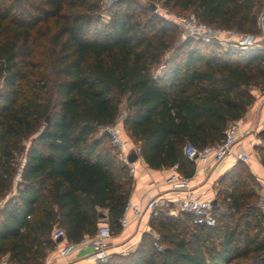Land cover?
<instances>
[{"label":"trees","instance_id":"trees-1","mask_svg":"<svg viewBox=\"0 0 264 264\" xmlns=\"http://www.w3.org/2000/svg\"><path fill=\"white\" fill-rule=\"evenodd\" d=\"M146 1L113 0L104 19L100 0H0V199L24 157L0 206V258L11 264H43L55 227L79 243L103 213L111 234L119 230L132 177L100 128L115 123L123 99L122 126L142 161L190 177L184 144L220 142L253 102L250 89L264 91L263 49L191 37L172 46L176 25L148 6L255 33L264 0ZM256 151L264 168V146ZM244 164L217 180L214 225L156 208L155 235L95 264H264V211Z\"/></svg>","mask_w":264,"mask_h":264},{"label":"built area","instance_id":"built-area-1","mask_svg":"<svg viewBox=\"0 0 264 264\" xmlns=\"http://www.w3.org/2000/svg\"><path fill=\"white\" fill-rule=\"evenodd\" d=\"M170 22L182 30L183 37H191L204 41H215L223 47H236L239 49L261 48L264 50V22L261 15L257 20L258 32L242 33L236 30L225 29L212 26L191 15H171L168 17ZM118 118V117H117ZM110 139L111 143L119 150L121 160L127 165L129 172H133L131 163L127 161V155L122 156V150L127 147L126 142L120 135V127L117 123L104 125L100 128ZM238 138V126L236 122L230 123L225 131L222 140L214 145L198 148L193 144L186 143L183 146L184 155L194 162L223 164L227 161L245 164L249 163L250 156L244 150H237L235 145ZM24 165V157L19 160L18 170L13 178V183L20 181V172ZM189 177L180 175L177 170H173L167 179L169 189L177 193L174 198L153 196L148 198L145 203L133 202L127 199L124 203L123 211L119 217V226L127 227L129 215L140 220L144 215H149L155 211L158 206H164L170 215H176L178 212H186L192 216L193 225L211 226L215 224L214 197L195 196L189 186ZM258 204L264 211V175L258 178ZM102 220V219H101ZM64 231L59 227L52 230L51 238L56 241L58 237H63ZM111 236V231L107 222L100 221L96 233L91 237L82 239L79 243H67L59 251L64 256L73 251L82 243H91L100 251L106 250L107 239ZM160 248L159 245H156ZM104 259V258H103ZM0 264H11L6 260H0Z\"/></svg>","mask_w":264,"mask_h":264},{"label":"crops","instance_id":"crops-1","mask_svg":"<svg viewBox=\"0 0 264 264\" xmlns=\"http://www.w3.org/2000/svg\"><path fill=\"white\" fill-rule=\"evenodd\" d=\"M254 100L247 107L245 114L236 122L238 126V138L235 148L237 150H244L250 156V161L246 165L248 166L250 173L254 176L258 183V178L264 175V168L262 167L256 146L259 144V140L262 139L258 136V132L264 127V91L257 87L250 89ZM125 112L124 99L120 106L119 127L123 129L122 119ZM124 130V129H123ZM121 132V131H120ZM122 139L126 142L127 147L122 150V156L130 153H136L137 158L131 163L133 172H129L132 177V187L128 199L133 202L145 203L148 198L153 196L174 198L175 195L181 192H172L169 189L167 179L171 172L176 167H162L159 169H152L148 167L140 156L139 143L131 139L125 132ZM133 145V148H128V145ZM234 162L227 161L223 164H211L195 162V171L190 176L189 186L192 193L195 196H210L214 197V190L217 184V179L224 173ZM15 192V184L13 183L12 190L9 195ZM7 198V197H6ZM0 201V206L3 201ZM158 208L165 209L164 206H158ZM106 222V217L101 220ZM149 215H144L140 220L135 219L132 215H129V223L125 228H119L115 233L107 239V245L105 251H100L94 247L91 243H82L76 247L73 251L62 256L59 254L60 249L67 244L65 237H61L60 241H56L53 249L47 252L43 264H95L99 261H105L113 254H127L134 251L140 242L141 234L144 232H151L149 224ZM89 237V236H88ZM86 238V237H84ZM104 258V259H103ZM0 260H7V255H4ZM9 262V261H8Z\"/></svg>","mask_w":264,"mask_h":264},{"label":"rangeland","instance_id":"rangeland-1","mask_svg":"<svg viewBox=\"0 0 264 264\" xmlns=\"http://www.w3.org/2000/svg\"><path fill=\"white\" fill-rule=\"evenodd\" d=\"M112 1L113 0H100V5H101V11H102V16L104 17V19H107V17H108V11H107V9H108V7H109V5L112 3ZM136 1H138L140 4H142V5H145V3L147 4V1L146 0H136ZM155 4V9L153 10V12L154 13H156L157 15H159L160 17H163V18H166V19H168V17H170L171 15H176V14H180V15H190V12H183V13H180V12H177V11H175L174 9H172L170 6H165V5H163V3L161 2V1H158V2H155L154 3ZM177 27V36H176V38H175V40H174V42H173V45L172 46H175V45H177L179 42H181L183 39H185L184 37H183V34H182V30L178 27V26H176ZM194 40H197V39H195L194 38ZM202 41H204V40H202ZM204 42H208V43H211V42H213L212 40H210V41H204ZM222 47V49H228V48H231V47H223V46H221ZM170 53V51H168V52H166V54L165 55H168ZM156 69V68H155ZM159 70V68H157V70L156 71H158ZM115 123H119V118H117L116 119V121H115ZM119 125V124H118ZM120 135H121V137H123L124 136V134H125V130H123V129H120ZM260 142H259V144L257 145V146H264V141H262L261 139L259 140ZM256 146V147H257ZM128 148H133V145H128ZM117 153H118V156H119V158L121 159V156H120V153H119V150H117ZM235 165V163H233L227 170H229V169H231L233 166ZM244 165H246V164H244ZM247 166V165H246ZM248 167V166H247ZM226 170V171H227ZM225 172V171H224ZM221 176V175H220ZM253 178H254V176H253ZM218 180V179H217ZM253 183L254 184H256V188H255V190H256V192L258 191V183H257V181L255 180V178H254V181H253ZM11 190H12V188H11ZM11 190L9 191V193H7L3 198H1L0 199V201L2 200V199H4V198H6V197H8L9 196V194H10V192H11ZM258 194V193H257ZM214 196H215V190H214ZM258 200V199H257ZM220 210H222V209H220Z\"/></svg>","mask_w":264,"mask_h":264},{"label":"water","instance_id":"water-1","mask_svg":"<svg viewBox=\"0 0 264 264\" xmlns=\"http://www.w3.org/2000/svg\"><path fill=\"white\" fill-rule=\"evenodd\" d=\"M148 6H149V8L151 9V10H154L155 9V4L153 3V2H148ZM261 19H262V21L264 22V7H263V10H262V13H261ZM137 158V154L136 153H130L129 155H128V157H127V161L129 162V163H132L135 159ZM99 217H100V219H104L105 218V214H103V213H101V214H99ZM61 240V237H58L57 239H56V241H60Z\"/></svg>","mask_w":264,"mask_h":264}]
</instances>
